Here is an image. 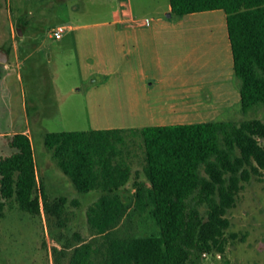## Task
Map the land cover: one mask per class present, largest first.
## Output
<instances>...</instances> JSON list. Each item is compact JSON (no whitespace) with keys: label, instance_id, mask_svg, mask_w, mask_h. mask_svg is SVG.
I'll return each mask as SVG.
<instances>
[{"label":"trees","instance_id":"16d2710c","mask_svg":"<svg viewBox=\"0 0 264 264\" xmlns=\"http://www.w3.org/2000/svg\"><path fill=\"white\" fill-rule=\"evenodd\" d=\"M170 4L177 17L225 12L241 111L247 115L263 108L264 0H170ZM128 136L143 140L141 170L133 168ZM44 143L77 192L98 194L85 212L90 237L75 233L74 242L65 245L72 250L68 264H197L203 253L222 252L231 225L227 215L242 183L264 169V119L258 116L51 132ZM8 148L10 153L0 156V216L8 202H15L32 215L44 209L62 225L66 199L52 204L44 189L38 192V166L29 135L9 136ZM145 212L156 231L120 233L124 219ZM53 252L63 256L65 250Z\"/></svg>","mask_w":264,"mask_h":264},{"label":"rangeland","instance_id":"374dc122","mask_svg":"<svg viewBox=\"0 0 264 264\" xmlns=\"http://www.w3.org/2000/svg\"><path fill=\"white\" fill-rule=\"evenodd\" d=\"M129 1L141 16L151 15L169 2ZM118 6L119 0H0V50L8 52V61L0 62V156L10 153L9 136L27 130L38 166V192L44 189L52 204L66 199L62 225L44 209L32 215L15 202H8L0 216V264H68L72 250L65 249V245L74 242L75 233L90 237L85 212L98 194L76 191L70 178L57 167L44 139L51 132L90 130L85 92L98 75L101 81L108 75L95 72L87 82L82 80L77 48L68 28L112 21ZM205 16L184 22L189 60L192 62L194 57L195 68L205 62L225 68L232 58L225 13L207 12ZM142 22L147 24L148 18ZM60 26L67 29L64 38H51ZM217 87L218 98L224 99L225 86ZM234 104L229 112L216 114L218 118L210 111L205 122L240 121L254 116L264 119V107L245 115L241 100ZM127 145L134 170H141L143 140L128 136ZM242 184L237 202L227 215L231 225L224 237V251L203 253L197 264H264V169ZM156 230L149 212L126 218L120 226L123 235H148ZM98 241L102 242L100 238ZM55 248L65 250L64 255L54 254Z\"/></svg>","mask_w":264,"mask_h":264},{"label":"crops","instance_id":"0c3cea01","mask_svg":"<svg viewBox=\"0 0 264 264\" xmlns=\"http://www.w3.org/2000/svg\"><path fill=\"white\" fill-rule=\"evenodd\" d=\"M219 11L223 10L174 20L170 0L155 13L143 16L133 10L129 0H119L112 21L70 26L82 80L87 82L95 72L108 75L105 81L98 75L85 92L90 130L205 122L210 111L216 115L232 110L234 102L241 100L233 55L225 68L210 62L195 68L194 57L192 64L187 53L184 22ZM144 18H148L147 24H143ZM219 84L225 86L224 99L218 98Z\"/></svg>","mask_w":264,"mask_h":264},{"label":"built area","instance_id":"2783aa9c","mask_svg":"<svg viewBox=\"0 0 264 264\" xmlns=\"http://www.w3.org/2000/svg\"><path fill=\"white\" fill-rule=\"evenodd\" d=\"M66 32V28L65 27H58L56 28L53 33L51 34V38L55 39V40H60L63 38L64 34Z\"/></svg>","mask_w":264,"mask_h":264},{"label":"water","instance_id":"95a60500","mask_svg":"<svg viewBox=\"0 0 264 264\" xmlns=\"http://www.w3.org/2000/svg\"><path fill=\"white\" fill-rule=\"evenodd\" d=\"M167 16L170 18L172 16V13H168ZM19 34H22V31L20 28H18ZM8 61V52L5 50H0V62L6 63Z\"/></svg>","mask_w":264,"mask_h":264}]
</instances>
